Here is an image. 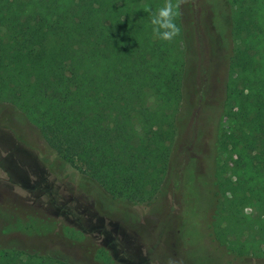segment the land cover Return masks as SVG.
<instances>
[{"label": "trees", "instance_id": "1", "mask_svg": "<svg viewBox=\"0 0 264 264\" xmlns=\"http://www.w3.org/2000/svg\"><path fill=\"white\" fill-rule=\"evenodd\" d=\"M163 3L0 0V100L14 106L48 149L111 199L150 205L168 171L196 38L210 46L219 33L231 42L224 112L235 129L219 140L223 159L215 176H204L213 180L207 231L191 210L181 235L200 250L208 234L231 252L262 256L264 0H226L210 17L205 4L199 17L181 9V33L172 42L153 38L143 10ZM193 181L186 188L190 205ZM218 257L221 261L222 252ZM0 264L64 263L13 251L0 253Z\"/></svg>", "mask_w": 264, "mask_h": 264}, {"label": "rangeland", "instance_id": "2", "mask_svg": "<svg viewBox=\"0 0 264 264\" xmlns=\"http://www.w3.org/2000/svg\"><path fill=\"white\" fill-rule=\"evenodd\" d=\"M225 1L188 0L181 9L199 17L205 4L204 14L210 17L217 3ZM230 49L229 39L219 33L210 46L196 38L168 171L150 205L111 199L48 149L14 106L0 100V253L55 256L64 264H264V246L262 256L253 257L237 248L231 252L207 234L200 250L181 235L191 210L201 231H207L213 180L204 176H215L223 159L219 140L235 129L224 112ZM192 179L190 205L186 188Z\"/></svg>", "mask_w": 264, "mask_h": 264}, {"label": "clouds", "instance_id": "3", "mask_svg": "<svg viewBox=\"0 0 264 264\" xmlns=\"http://www.w3.org/2000/svg\"><path fill=\"white\" fill-rule=\"evenodd\" d=\"M188 0H164V3L153 10L145 6L144 12L149 14L152 36L163 42H172L181 33L177 20L181 15V8Z\"/></svg>", "mask_w": 264, "mask_h": 264}]
</instances>
